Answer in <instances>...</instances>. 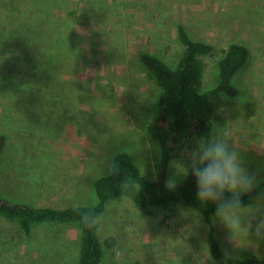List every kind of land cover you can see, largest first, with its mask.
<instances>
[{
  "label": "rangeland",
  "instance_id": "rangeland-1",
  "mask_svg": "<svg viewBox=\"0 0 264 264\" xmlns=\"http://www.w3.org/2000/svg\"><path fill=\"white\" fill-rule=\"evenodd\" d=\"M3 1L9 0H0V33L13 26L28 30L20 16L31 0H18L16 7ZM67 5L51 7L52 27L65 36L55 54L35 58L29 48L34 41L18 31L8 42L0 40L2 197L35 207L93 206L92 183L110 173L119 153L130 155L147 179L155 177L159 149L146 127L155 118L159 89L138 57L147 53L174 65L181 53L176 22L213 48L201 57L203 90L217 84V62L229 44L247 48L248 60L232 80L238 93L220 95L224 116L216 128L218 137L231 131L250 170L264 179V0H68ZM38 43L43 50L54 46L44 36ZM22 60L44 69L26 74ZM171 165L182 170L170 164L167 176L175 171ZM189 210L178 205L168 218L157 209L145 217L128 199L109 202L97 227L100 264H215L204 246L205 225ZM75 226L35 225L25 236L15 222L0 217V264H76ZM215 230L222 252L264 257V241L241 235L234 246L217 221Z\"/></svg>",
  "mask_w": 264,
  "mask_h": 264
},
{
  "label": "trees",
  "instance_id": "trees-1",
  "mask_svg": "<svg viewBox=\"0 0 264 264\" xmlns=\"http://www.w3.org/2000/svg\"><path fill=\"white\" fill-rule=\"evenodd\" d=\"M3 2L13 7L19 5L18 0ZM67 4L68 0H31L24 11L29 16L26 17L24 13L20 16L22 26L28 30L19 29L21 26H13L10 32L0 33L1 42H8L9 34L16 37L13 31H18L17 34L21 36L24 34L26 37L28 35L32 42L34 41L29 48L35 58L40 54H55V44L65 41V36L58 28L52 27L54 17L50 15L51 7L65 10L68 8ZM47 29L51 30L46 32ZM174 31L181 46V53L174 65H169L147 53H142L138 57L139 63L159 89L155 118L146 127L147 135L156 142L159 149L155 177L147 179L130 155L119 153L112 159L110 173L98 177L92 183L96 196V203L93 206L35 207L27 202H13L0 195L1 218L15 222L23 235L29 236L31 228L35 225H77L81 214L85 212L101 216L106 204L121 198L128 199L145 217H152L153 209H157L163 217L168 218L181 209L174 211L176 206L182 205L188 209L200 210V219L206 229L208 255L215 264H264V257L257 255L234 257L225 262L215 230L213 219L215 207L212 204L200 205L196 200L191 174L185 177L175 191L170 192L164 187L170 164H176L181 169L189 168L194 162L197 139L219 136L216 123L221 122L224 116L220 95L234 97L238 93L232 85V80L246 64L249 56L244 45L229 44L217 62V84L203 90L205 64L201 57L210 56L213 48L207 42L193 40L180 22L174 23ZM43 36L54 46L45 44L47 48L43 50L38 43ZM19 51L23 52L21 49ZM29 62L30 60L21 62L25 65L26 74L29 69H44L39 64L33 66ZM55 72L50 69L48 74ZM19 76H15L14 79L18 80ZM5 145V138L0 136V162ZM137 185H140L138 191ZM263 190L264 179L259 181L256 191L242 197L243 203L247 205L256 192ZM101 259L102 250L97 228L80 233L76 264H100Z\"/></svg>",
  "mask_w": 264,
  "mask_h": 264
},
{
  "label": "clouds",
  "instance_id": "clouds-1",
  "mask_svg": "<svg viewBox=\"0 0 264 264\" xmlns=\"http://www.w3.org/2000/svg\"><path fill=\"white\" fill-rule=\"evenodd\" d=\"M231 137V131L225 130L220 137L197 139L194 162L181 171L171 165L175 171L167 176L164 187L175 191L181 180L191 174L196 200L200 205H214V221L226 229L227 239L236 246L235 238L241 235L264 241V191L256 192L247 205L243 203L242 197L257 190L258 173L250 170ZM187 214L197 218L201 215L199 209H191ZM100 223V216L85 212L75 227L83 233L96 229ZM223 257L225 262L233 259L232 250L224 248Z\"/></svg>",
  "mask_w": 264,
  "mask_h": 264
}]
</instances>
